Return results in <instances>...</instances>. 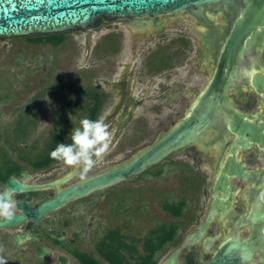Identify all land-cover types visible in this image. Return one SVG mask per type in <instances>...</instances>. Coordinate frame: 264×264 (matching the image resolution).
I'll return each mask as SVG.
<instances>
[{"label":"flooded vegetation","instance_id":"1","mask_svg":"<svg viewBox=\"0 0 264 264\" xmlns=\"http://www.w3.org/2000/svg\"><path fill=\"white\" fill-rule=\"evenodd\" d=\"M234 19L235 7L220 0L152 17H100L86 30L70 31L83 35L84 47L95 36L89 52L104 68L100 71L105 76L93 85L83 77L80 86L68 91L57 108H0V130L12 134L11 139L0 141V190L6 188L9 179L26 187H43L16 191V201L24 199L37 205L81 182L78 169L64 166L46 154L58 143L71 142L51 141L50 132L61 130L69 136L83 118L104 120L112 131L108 152H113L115 158L119 128L123 129L132 118L135 107L149 109L157 118L150 129L154 137L144 147L148 146L185 116L203 92ZM256 73H260L264 89V34L246 41L229 82L230 103L250 119L264 114V99L251 83ZM109 100L115 103L103 118ZM143 101L152 104L145 108ZM117 113L123 119L119 127ZM37 126L43 128L46 139L28 141ZM26 150L34 155L20 154ZM229 157L250 170L264 168V151L254 142L237 146L234 134L223 125L205 129L138 175L33 222L1 227L0 257L6 264H160L177 250L172 264H206L231 238L229 216L214 209L200 239L194 244L187 240L203 223L217 169ZM106 158L97 162L88 178L117 164L106 162ZM162 174L172 176L176 199L161 204L165 217L162 223L134 236L131 209L121 208L129 192L117 189L139 177ZM227 181L231 189L228 208L244 215L246 196L258 183V176L227 175ZM50 185L53 187H47ZM165 207L172 208L174 214ZM251 229V223H240L236 234L244 238ZM249 262L264 264V243L251 253Z\"/></svg>","mask_w":264,"mask_h":264},{"label":"water","instance_id":"2","mask_svg":"<svg viewBox=\"0 0 264 264\" xmlns=\"http://www.w3.org/2000/svg\"><path fill=\"white\" fill-rule=\"evenodd\" d=\"M215 1L220 0H0V39L86 30L100 17H152ZM226 1L235 7V19L213 64L208 84L189 112L148 146L85 181L65 188L37 205L29 204L24 199L17 200L19 213L16 218L11 222L0 221V228L21 222H33L42 215L138 175L208 128L226 126L234 134L237 146L245 147L254 142L264 151V114L254 119L246 117L235 110L228 95L237 55L246 41L264 34V0ZM251 83L264 99L260 73L253 75ZM249 174L257 175L258 183L246 196L245 214L236 215L228 208L231 189L227 175L243 178ZM6 188L21 191L38 187H26L9 179L6 181ZM40 188L43 187L38 189ZM214 209L229 216L231 238L219 247L206 264H253L249 262L251 253L264 243V168L250 170L240 166L233 157L222 162L217 169L203 223L189 237V244L200 239ZM244 222L251 223L252 229L247 237L239 238L236 234L237 226ZM176 255L177 250L160 264H172Z\"/></svg>","mask_w":264,"mask_h":264},{"label":"rangeland","instance_id":"3","mask_svg":"<svg viewBox=\"0 0 264 264\" xmlns=\"http://www.w3.org/2000/svg\"><path fill=\"white\" fill-rule=\"evenodd\" d=\"M63 35V41L54 47L31 44L24 37L0 39V108H57L64 103L68 91L80 86L83 77L93 85L96 79L105 76L100 71L104 68L98 65L96 58L89 52L95 43V36L89 39L88 47H84L81 33L68 32ZM108 103L104 105L101 115L103 118L115 101L109 100ZM150 104L152 101H143V105H147L145 108ZM47 117L44 116L47 123H50L51 119ZM117 118L119 127V121L123 119L120 114ZM154 118L157 116L153 115V111L135 107L132 118L125 123L123 129L119 128L115 158L113 152H108L104 156L107 157L105 161L119 163L149 143L154 137V132L150 130L154 126ZM5 120L11 121L10 118ZM11 135L9 131L0 130V141L11 139ZM34 138L46 139L41 126H37L27 140ZM23 152L20 151V154L34 155L27 150L26 153ZM171 177L167 174L158 177L144 176L118 187V192L122 188L129 192L121 208L131 209V230L134 236H140L144 230L165 220L160 211L161 204L173 203L176 199ZM125 194L123 191V195Z\"/></svg>","mask_w":264,"mask_h":264},{"label":"clouds","instance_id":"4","mask_svg":"<svg viewBox=\"0 0 264 264\" xmlns=\"http://www.w3.org/2000/svg\"><path fill=\"white\" fill-rule=\"evenodd\" d=\"M112 132L101 119L83 118L79 126L72 128L70 143H58L49 153V158L68 167L79 170V178L85 181L88 173L108 153ZM16 190L5 188L0 190V221L11 222L16 218ZM3 248L0 247V252ZM0 264H6L0 257Z\"/></svg>","mask_w":264,"mask_h":264},{"label":"trees","instance_id":"5","mask_svg":"<svg viewBox=\"0 0 264 264\" xmlns=\"http://www.w3.org/2000/svg\"><path fill=\"white\" fill-rule=\"evenodd\" d=\"M24 38L26 41L34 45L45 44V45L54 47L63 41L64 35L57 34V35H45V36H30V37H24ZM22 133L24 132H21L20 134ZM65 133L61 130L59 131L54 130L50 132L48 139H50L51 141H57L61 139L70 140V135L66 136L67 134L65 135ZM49 153H47L46 156H49ZM165 209H167L171 214H174V211L172 208L165 207Z\"/></svg>","mask_w":264,"mask_h":264}]
</instances>
